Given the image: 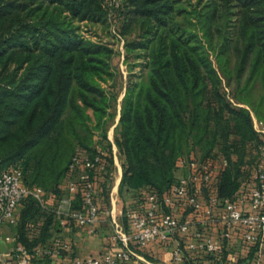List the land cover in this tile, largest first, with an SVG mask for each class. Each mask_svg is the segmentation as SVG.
<instances>
[{
	"label": "trees",
	"instance_id": "trees-1",
	"mask_svg": "<svg viewBox=\"0 0 264 264\" xmlns=\"http://www.w3.org/2000/svg\"><path fill=\"white\" fill-rule=\"evenodd\" d=\"M105 1L107 6L103 0H0V17L13 12L17 17L0 48L4 69L0 71V173L20 167L27 184L59 199L82 170L72 167L75 157L81 152L94 157L101 149L107 169L91 173L97 186L109 181L115 153L108 122L118 101L115 49L86 36L76 20L124 8L123 16L135 12L124 18L125 29L136 20V13L145 15L141 41L129 43L128 48L148 50L149 73L128 88L116 126L123 168L119 186L123 224L130 230L127 213L146 211L153 195L163 211L190 214L192 208L175 197L174 185L180 159L195 152L198 159L221 162L215 193L251 210L254 174L264 146V135L253 117L255 113L264 119V0L203 4L199 0L193 9L174 3L181 0H122L118 6L114 0ZM125 29L119 27V33L126 34ZM212 53L220 62L234 57L233 68L224 65V71L229 78L236 77L238 98L247 106H235L221 92L223 79ZM13 56L16 65L11 69ZM255 142L259 148L249 162L246 150ZM233 150L238 153L236 161ZM102 194L98 188L101 213L106 205ZM168 195L176 198L172 206L163 202ZM73 206H84L82 182ZM20 208L15 233L32 254V263L36 257H51L37 249L51 245L47 238L52 223L59 230L64 227L34 196L24 199ZM42 214L46 216L42 235L30 240L27 223ZM177 236L184 255L174 262L196 264L195 254L201 248L185 245L191 234ZM243 239L253 245L259 241ZM155 242L172 246L171 240ZM132 246L140 252L145 247Z\"/></svg>",
	"mask_w": 264,
	"mask_h": 264
},
{
	"label": "built area",
	"instance_id": "built-area-1",
	"mask_svg": "<svg viewBox=\"0 0 264 264\" xmlns=\"http://www.w3.org/2000/svg\"><path fill=\"white\" fill-rule=\"evenodd\" d=\"M263 125L258 121L256 128ZM90 157L80 153L75 157L72 167H82L79 176L69 181V192L61 198L47 194L44 188L37 185H29L24 180V172L20 167L4 170L0 173V226L4 223L14 225L18 221V209L21 202L29 196L37 198L41 206L55 213L61 225L66 227L87 226L91 232L96 231V225L101 220V210L97 202L98 186L92 177V170L104 171L107 164L103 160L104 151ZM262 157L257 162L254 179L256 184L251 191V210L243 209L236 201L229 198H220L216 193H210L209 187L214 183L215 171L212 161L198 159L194 154L180 159V168L185 169V174L179 178L174 185L175 197L192 208V217H182L171 211H163L161 203L156 196L151 197L149 207L144 212L130 211V230L125 225L113 220V239L117 248L113 252L103 256L88 255L78 257L76 264H123L134 257H142L137 247H144L149 243L162 240L172 241L173 261H180L184 249L182 240L177 236L181 233H189L192 236L185 245L191 249H205L211 255H217L221 244L212 236L205 234L209 225L222 227L225 237H230L232 229L240 227L243 229V237L248 241H258L264 238V146H262ZM228 161L225 160V164ZM83 183V208L73 206L74 195ZM208 189V201H205L201 193ZM163 202L172 206L176 198L172 195L165 196ZM223 207L224 212L218 213L217 207ZM206 226V227H205ZM205 227V228H203ZM0 241L9 243L8 250L0 256V264H31L32 254L29 249L19 242L18 234H5L0 231ZM61 237L54 240V244L41 246L37 253L61 255L68 248Z\"/></svg>",
	"mask_w": 264,
	"mask_h": 264
},
{
	"label": "crops",
	"instance_id": "crops-1",
	"mask_svg": "<svg viewBox=\"0 0 264 264\" xmlns=\"http://www.w3.org/2000/svg\"><path fill=\"white\" fill-rule=\"evenodd\" d=\"M220 169H217V176ZM121 171V170H120ZM185 169L179 168L176 172V178H181L185 174ZM123 176L118 177L115 191L119 192L120 182ZM212 184V193L216 188V181ZM102 181L99 183V187ZM206 190V191H205ZM209 191L204 189L201 193L202 198L208 201ZM177 210V209H176ZM217 212L223 213V207H217ZM21 208L18 209L20 214ZM183 216L182 212H179ZM122 209H119L117 200L112 199L101 213V220L96 225V232H91L87 226H70L59 230L55 223L50 226L51 236L47 238V242L54 244V240L61 237L69 244L66 250H63L61 255H53L51 257H36L32 264H76L78 257L88 255L103 256L107 253L116 250L117 245L113 239L114 223L113 220L122 222ZM192 217L193 214L184 215ZM46 222V216L38 215L36 218L29 220L27 223V236L30 240L40 238L43 231V226ZM123 223V222H122ZM0 231L5 234L15 233L16 226L4 223L0 226ZM230 237H225L222 233V227L218 225H210L205 229V234L213 237L214 240L221 244V248L215 258L207 259V251L199 249L197 251L196 264H264V238L259 240L255 245L248 244L243 239V229L235 227L232 230ZM192 239V238H190ZM10 244L5 243L0 247V256L5 253ZM140 252V251H139ZM142 257H134L123 264H176L173 261L172 248L160 242H152L143 248L140 252ZM213 256V255H212Z\"/></svg>",
	"mask_w": 264,
	"mask_h": 264
},
{
	"label": "rangeland",
	"instance_id": "rangeland-1",
	"mask_svg": "<svg viewBox=\"0 0 264 264\" xmlns=\"http://www.w3.org/2000/svg\"><path fill=\"white\" fill-rule=\"evenodd\" d=\"M114 1L116 2L118 6L121 4L122 0H114ZM198 1L199 0H181L179 3L177 2H174V3H176V5H179V4L186 5L190 9H193L194 6L198 4ZM205 1L206 0L204 1L202 0V4ZM103 5L107 6L108 5L107 1L103 0ZM123 9L122 10L120 9L119 11V10H115L114 8H112L109 10V12L104 10L103 15L101 14L100 17H96V18L89 17L83 21L76 20V23H78L81 26L82 32L86 36L92 37L97 40L106 41L110 43L111 46L114 47L115 49V55L113 58V66L117 72V84L115 87V92L118 95V101H117L116 107L114 108V111L116 112V114L108 122L109 139L114 142L113 147H114V153H115V166H114L111 177H109V181H107L105 184L102 181L103 184L100 187L98 186V188L99 190L101 188V192L103 193L102 197L104 198V202L106 203V205L107 203L112 201V199L114 198V200H117L119 209H121L123 205L124 197L120 194V192L115 191V186H116L118 177L121 176V172H123V168H122V158L119 153L118 146L115 142L116 126L120 120L123 100H124V97L126 95L128 88L135 82H140V81L147 79V76L149 73L148 50L141 49V48L130 50V48H128L129 43H133V42L139 43L141 41L142 36L145 31L143 28L144 24H143L142 17L144 18L145 15L143 16L142 12L136 13V20L131 22V26L128 27V29H125L124 24L126 25L127 22H124V18L125 17L131 18L132 15H135V12L133 14H128V15L123 16L122 15V13H124ZM131 9H134V7H132ZM127 11H128V8L125 10V12ZM119 14H120V17L117 16ZM16 18L17 17H16L15 12H13L12 14H9L8 16L3 15L0 17V48L3 47L2 43L7 42L6 38H8L9 35H11L10 31L11 29H14ZM181 19H182V16L178 17V20H181ZM119 27H121L122 29H125L127 33L120 34L118 30ZM216 34L218 35V31H216ZM212 58L216 66L218 67L221 73L222 79H223V82L220 88L221 92L226 96L228 101L233 103L235 106H242V105L247 106L245 103H242V99L238 98V95L240 96V92L238 91V82L236 80V77L229 78L224 71V65H227V67H229L230 69L233 68L235 64V60L233 59L234 57H232V60H227V61L223 60V62H220L217 59L216 53H212ZM12 59L13 60L10 62L11 69L16 65V62H15L16 57L13 56ZM0 71L1 72L4 71L1 64H0ZM255 94L258 96L259 92L257 91L255 92ZM253 115H254L253 117H254L255 127H256L257 122L260 120V121H263V125H258V127L264 128V119L262 120L258 118L255 115V113H253ZM259 133L264 135V131H259ZM98 138H100V135H98ZM231 139L234 140L235 139L234 136H232ZM103 143L106 144L108 142L104 141ZM259 144H260L259 142H255V143H250V145H248L247 150H246V160L250 162L251 157L258 150ZM218 150H220L219 146H218ZM194 154L199 155L196 152ZM216 155H219V152L218 154L216 152ZM232 157L235 161L238 159V153L235 150L232 151ZM217 163L218 162L215 161L213 164L214 171H215L214 173H216L217 169H221L220 168L221 162L218 164ZM209 189L210 190L212 189V185L211 187H209ZM214 193H215V190L213 191V194ZM207 196L209 197V195Z\"/></svg>",
	"mask_w": 264,
	"mask_h": 264
},
{
	"label": "water",
	"instance_id": "water-1",
	"mask_svg": "<svg viewBox=\"0 0 264 264\" xmlns=\"http://www.w3.org/2000/svg\"><path fill=\"white\" fill-rule=\"evenodd\" d=\"M2 244H5V242L4 241H0V247H1Z\"/></svg>",
	"mask_w": 264,
	"mask_h": 264
}]
</instances>
